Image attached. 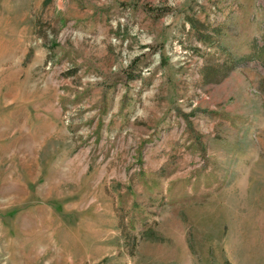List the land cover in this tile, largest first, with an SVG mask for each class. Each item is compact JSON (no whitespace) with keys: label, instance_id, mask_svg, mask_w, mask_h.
<instances>
[{"label":"rangeland","instance_id":"rangeland-1","mask_svg":"<svg viewBox=\"0 0 264 264\" xmlns=\"http://www.w3.org/2000/svg\"><path fill=\"white\" fill-rule=\"evenodd\" d=\"M0 264H264V0H0Z\"/></svg>","mask_w":264,"mask_h":264},{"label":"trees","instance_id":"trees-1","mask_svg":"<svg viewBox=\"0 0 264 264\" xmlns=\"http://www.w3.org/2000/svg\"><path fill=\"white\" fill-rule=\"evenodd\" d=\"M219 66H209L207 64H204L203 65V69L205 70V72H203V76H208L211 75V76H215L216 73H218L219 71Z\"/></svg>","mask_w":264,"mask_h":264}]
</instances>
